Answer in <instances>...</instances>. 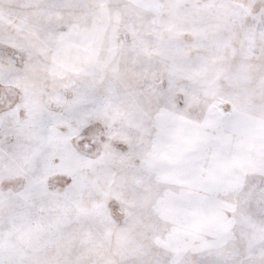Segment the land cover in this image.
Returning a JSON list of instances; mask_svg holds the SVG:
<instances>
[{"label":"snow or ice","instance_id":"obj_1","mask_svg":"<svg viewBox=\"0 0 264 264\" xmlns=\"http://www.w3.org/2000/svg\"><path fill=\"white\" fill-rule=\"evenodd\" d=\"M0 264H264V0H0Z\"/></svg>","mask_w":264,"mask_h":264}]
</instances>
